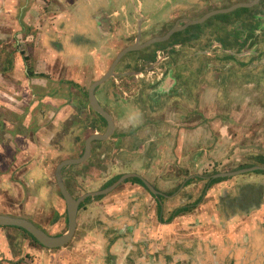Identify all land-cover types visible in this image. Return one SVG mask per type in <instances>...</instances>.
<instances>
[{
	"label": "flooded vegetation",
	"instance_id": "af4514ba",
	"mask_svg": "<svg viewBox=\"0 0 264 264\" xmlns=\"http://www.w3.org/2000/svg\"><path fill=\"white\" fill-rule=\"evenodd\" d=\"M251 1L239 0L230 5H222L221 0H195L191 3L174 0L173 3L163 6L168 11L163 21L152 20L149 28L150 31L153 30L151 38L163 36L173 28L180 29L186 24L184 18L191 19L190 10L196 6H206L210 8L209 11H213L228 8L239 2ZM182 6L186 8L183 10ZM259 8H264V0H259L249 8H237L229 14H215L200 24L172 32L166 42L150 45L153 52L149 60L151 65H155L152 71L155 77L149 82L150 88L143 91L136 88L129 92L128 105L135 110L132 122L126 130L118 131L113 128L105 139L94 140L86 159L88 163L83 169L78 170L71 164L63 167L60 173L66 191L75 199L90 192H100L123 175H131L110 190L86 196L79 202L75 230L70 240L62 247H44L19 227H15L21 230L17 233L19 240L17 237L11 238L13 234H8L13 231L0 229V264H24L26 258L31 260L37 256L63 264L67 255H70L72 264H85L91 257H101L102 254L105 262H109L111 252H116L119 244L125 245L122 249L124 253L128 251L126 260L129 254L136 252L139 259L147 262L149 258L153 264L157 261L168 264H186L191 261L199 263L206 243L213 254L223 245L232 249L227 238L237 220L236 216L240 215L241 218L256 209L262 210L263 199L260 196L258 200L254 197L251 199V185L241 183L237 178L212 179V176L221 173V170L216 173H205L204 170L201 173H192L189 162L184 161L180 154L187 149L178 146L183 141L178 128L181 125L183 128L188 127L189 133L194 136V133L190 132L192 128L201 129L203 125L206 133H212L211 128L206 127L209 120L210 124L213 122L220 131L222 120L218 112L229 109L228 105L237 100L250 97V93L243 89L238 96L235 92L236 84L244 86L248 84L246 81H255L257 78L259 84L256 85H260L264 79V60H260L264 59V51H256L253 46L264 40V24L260 27L250 19L256 17L255 12H258ZM209 11L191 20L198 19ZM240 13H247L248 17L245 19L239 16ZM84 16L87 21L88 13H84ZM213 19L216 20L214 25ZM208 27L211 28V35L204 37L203 29ZM159 31L162 34H159ZM224 39L228 42H222ZM211 42L214 44H210ZM193 47L194 51H190ZM161 50L166 58L159 60ZM246 51L250 53L246 54ZM166 59L170 66L163 67V61L167 63ZM162 81H167L165 86L168 89L159 91ZM194 81L195 83H192ZM107 83L105 90L109 87V81ZM205 84L217 88L214 89L215 98L211 103L217 114L195 121L198 118L199 101L193 96ZM107 94L112 95L110 91H107ZM109 95L105 93V97ZM87 107L88 112H94L101 117L92 109L89 101ZM101 107L109 112L106 104L105 108L102 105ZM111 116L115 123L117 117L112 114ZM196 122L199 124L196 125ZM106 126L105 122V128L97 133L103 134ZM212 134L211 136L214 135ZM201 148L198 146V149ZM234 149L235 146L232 145L228 154L234 153ZM172 153H175L176 161L169 162V157L174 156ZM132 161L136 170L135 173H128L125 169L130 167L131 163L129 165L128 162ZM142 169H150L156 175V180L148 179ZM233 169L228 172L236 171ZM54 170L48 175L43 171L38 182L32 180L33 192L39 190L40 194L36 198L37 201L32 197V204L27 206L23 205V191L28 186L27 183H30L25 180L8 183L5 187L7 196L19 201L13 204L11 202L9 207L14 206V209L9 208L10 212L5 214L27 219L47 234L56 236L67 230V212ZM93 179L98 185L96 189L83 190L82 182L93 184ZM217 183L226 185L228 189L223 198L213 195L214 191H210L212 187L216 190ZM89 204L91 210L87 213L88 216L84 217L82 213L87 212ZM30 205L35 206L28 207ZM37 207L41 208L40 214L43 215L40 217V225L33 221ZM209 210L216 211L219 216L226 218L218 230L205 222L204 215ZM82 217L85 219L80 221ZM93 233L96 235H91ZM219 239L222 240L221 245L215 244ZM239 241L241 242V238ZM220 258L217 251L212 260ZM229 259L230 257L226 260Z\"/></svg>",
	"mask_w": 264,
	"mask_h": 264
},
{
	"label": "crops",
	"instance_id": "0c3cea01",
	"mask_svg": "<svg viewBox=\"0 0 264 264\" xmlns=\"http://www.w3.org/2000/svg\"><path fill=\"white\" fill-rule=\"evenodd\" d=\"M113 1L0 0V170L5 169L3 172L10 171L7 177L0 179V195L3 196L2 204L6 202L5 196L8 193L5 187L8 183L25 180L31 182L30 184L27 183L28 186H32L34 182H38L42 178L43 171L45 175H48L52 173L51 171L61 160L81 156L84 143L83 148L80 150L78 142L82 137L86 136L87 138L95 132H101L100 127L105 128L94 112L87 111L88 96L86 90L106 72L111 61L122 48L133 44L136 39H140L139 42H144L151 38L153 36L152 31H147L143 36L141 31L149 28L148 24L151 25L152 20L163 21L168 13L163 6L174 2V0H119L118 5L112 6ZM185 1L191 3L195 0ZM235 1L239 0H226L225 2L221 0V3L222 5L224 3L230 5ZM85 6L89 11L84 8ZM185 8L182 6L183 10ZM73 9L80 10L83 17H85L84 13L87 14L91 11L92 17H88V20L84 19V21L77 13L72 12ZM209 9L206 6H196L190 10V18H197ZM43 14H46L45 18L48 17L46 20L45 18L42 20ZM115 17L117 21H115ZM57 18L60 19V24H56L55 19ZM77 18H80V20ZM228 19L230 20L231 16ZM215 23L216 20L213 19L212 24ZM158 33L162 34L160 31ZM119 35H121V39ZM61 40H63V43H61ZM15 41L19 47L18 50L16 49L17 52L9 49V46L13 45ZM222 42L227 43L228 40L224 39ZM68 45H71V47L64 50V46ZM141 52L143 53V51H137L126 54L125 58L132 61V68L137 67L135 60L142 57ZM248 53L250 52L246 51V54ZM42 57L45 59H42ZM159 57V60H162L166 58V55H159ZM55 58H59L64 64L68 65L72 77H78L74 69L75 65L78 64L81 72L90 73L91 81L84 84H81L82 80H77L75 83L63 81L60 75L57 76L50 71L49 64H47ZM124 59H122V65L125 62ZM114 72L116 71L114 70ZM51 73L52 77H49ZM140 73L134 69H126L121 75L131 74L136 80ZM85 75L80 78L83 79ZM115 79L116 76L109 83L111 84V81L113 82ZM108 81L97 86L94 94L98 102L104 108L106 104L108 111L117 117L115 118L114 129L123 131L132 122L135 110L129 108V98H126V92H116L105 97V87ZM256 81L257 78H255V81L250 79L246 81L248 84L244 86L236 84L235 92L238 96H240L243 89L250 93V97L237 100L234 104L228 105L229 109L218 112V116L222 120L220 131L217 130L213 122L210 124V121L207 120L206 127L211 128L214 135L211 132L206 133L205 127L201 125V129L192 128L190 131L194 133V136H192L188 127L183 128V125L178 124L181 125L178 132L183 139L178 146L187 149L180 154H182L184 161L189 162L192 173H201L203 170L205 173H216L220 170L221 172H228L233 168L264 166V79H262L260 85H256L259 84ZM166 82H161L159 91L168 89L165 86ZM20 86H24L23 91L21 94H17L16 91ZM239 87L241 90H239ZM112 88L116 89L114 84ZM53 89L62 91L63 96L67 92L71 93L73 104L61 105L63 98L60 100L55 98L53 100H56L57 103L50 104ZM214 89H217L214 85L205 84L193 96L194 99L199 101L197 105L199 113L197 112L198 118L195 121H201L203 118L206 119L217 114L214 105L211 104L215 98L216 92H214ZM120 90L121 88L117 89V91ZM61 107H63L61 111H65L64 115L60 114ZM170 121L177 123L175 120ZM197 124L199 122H196ZM93 145L95 146V144ZM211 145L213 146L211 147ZM232 145L235 146L234 153L228 154ZM198 146L202 148L198 149ZM172 155L174 156L169 157V162L176 161L175 153H172ZM251 160L256 161L250 165L249 161ZM87 163L86 160L77 164L80 167L76 169H83ZM128 164L130 167L125 171L135 173L134 161L128 162ZM32 170H36L38 175H31ZM141 171L146 173L148 179L156 180V175L150 169H142ZM261 172H264V170ZM240 181L251 185L249 188L251 199L254 197L255 200H258L260 196L264 202V174L261 177ZM82 185L87 187L89 182L83 181ZM210 191H214L213 195L223 198L228 189L226 185L223 186L222 183H217L216 190L212 187ZM39 194V190L34 192L35 201H37L36 198L39 197ZM16 202H12V204ZM6 204L10 205L8 202ZM219 215L218 212L209 210L204 215L205 222L218 230L221 223L226 221L224 216ZM236 217L237 220L233 223L229 236L233 238L234 227L241 223H243V226L239 230H235L239 234L237 239L232 241L227 239L229 244L233 243L231 244L232 248L234 246H247V242L257 232L264 231V208L262 210L256 209L241 218H239L240 215ZM229 223L230 221L227 222V224ZM240 237L241 242L238 240ZM220 240H217L215 244L221 245L222 240ZM123 248H125V245L119 244L117 251L111 252L109 262H105L102 254L101 257H91L85 264H126L128 251L124 253ZM221 249L218 248L215 253L218 251L219 254ZM203 251L199 263L191 261L186 264H230L225 263L222 258L212 260L215 253L213 254L210 251L208 243L205 244ZM134 254L137 257L138 254L136 252ZM261 254L263 257L261 256L259 262L250 259L244 264H264V246L261 249ZM139 258L137 257L128 264H153L150 259L144 262ZM24 264L58 263L37 256L31 260L26 258ZM63 264H72L70 255L66 256V262ZM80 264L84 263L80 262ZM156 264L168 263L157 261ZM236 264H239V262Z\"/></svg>",
	"mask_w": 264,
	"mask_h": 264
},
{
	"label": "water",
	"instance_id": "95a60500",
	"mask_svg": "<svg viewBox=\"0 0 264 264\" xmlns=\"http://www.w3.org/2000/svg\"><path fill=\"white\" fill-rule=\"evenodd\" d=\"M258 1L259 0H252L251 2H247V3L239 2V3L233 4L232 6L225 8V9H218V10L209 11L205 15H203L200 18L195 19V20L184 18V21H186V24L184 26H182L180 29L185 28L189 25L200 24V23L204 22L207 18H209L210 16H213L215 14L229 13V12H232L233 10H235L237 8L252 7V5L256 4ZM113 2L115 3L114 5H118L119 0H114ZM84 8L88 10L87 6H85ZM93 8L91 9V11L93 10ZM91 11L88 12V17H92ZM114 19H115V21H117L116 17ZM111 22H112V20H111ZM180 29L179 28H177V29L173 28L172 30L168 31L163 36H156V37L147 39L144 42H139L140 39H136V41H134L133 44L125 46L113 58L108 69L106 70V72L100 78L95 80L89 86L88 90H86L87 96H88V101H89L92 109L105 120L107 126H106V129H105L103 134L95 132V133L89 135L85 139L84 148H83L81 156L61 160L57 164V166L55 167L54 176L57 180L58 186L60 188L62 196L64 197V201H65V205H66L67 230L60 235H56V236L49 235L45 231H43L42 229L36 227L31 221L24 219V218H21V217L11 216L8 214H0V226L19 227V228L25 230L27 233H29L39 244H41L42 246L47 247L49 249L56 248V247H62L64 244H66L70 240V238L72 237L73 232L75 230L76 215H77L76 213H77L79 202L81 200H83L86 196L101 194L107 190H110L111 188H113L117 184H119L124 178L129 177V175H131V174L123 175L115 183H113L110 187L103 189L100 192H90L88 194L82 195V196L78 197L77 199H75L66 191V189L63 185V182L61 180L60 173H61V169L67 165L80 164V163L84 162L90 154L91 143L94 140L105 139V137H108L110 135V133L113 131L114 122H113L112 116L109 112H107L105 109H103L101 107V105L99 104V102L97 101L95 94H94L95 88L97 86L101 85L102 83H104L106 80L108 81V80H110V78L113 79L116 76L114 70H115L116 66L120 62H122V59L125 58L126 54H128L130 52H137V51H140L143 49H147V47H149L150 45L156 44V43L166 42L169 39V36L172 32H174L176 30H180ZM119 37L121 39V35H119ZM119 37H117V38L119 39ZM140 58H141V60L142 59L144 60V58H142V57H140ZM140 58H138V59L135 58L136 59L135 61L137 62ZM125 60H126V58L124 59V61ZM125 65H126V68L130 67L132 65V61H130V62L128 60L125 61ZM122 77H124V79L120 82V88H121L120 91L132 92V90H134L136 88H138L140 91L146 90V88L145 89L143 88L142 84H144V83L147 84V80L141 81V79L139 78L136 81L135 80L134 81H130V80L127 81L128 80L127 74L122 75ZM117 78H119V77L116 76L115 81H117ZM115 81H113V84L115 85V88H116L118 82H115ZM127 94H129V93H127ZM255 170H259V171L261 170L262 171V170H264V166H254V167H248V168H244V169L242 168V169H238V170L236 169V171H233V172L216 173L213 175L212 179H216L218 177H225V176L241 174V173H245V172H251V171H255ZM255 216H257V215H255ZM242 226H243V223H241L240 225H237L233 229L239 230V228ZM235 230L233 231L234 233H232L233 238H231L230 236L227 238L229 241L237 239L239 234H237V232H235ZM240 238L238 240H240ZM224 239H226V238H224ZM231 244H233V243H231ZM263 246H264V231L263 232H257V234L254 235L253 238L247 242V246H234V248L229 249V247H227V245H224V247H222L219 254L222 255L221 258L224 260L225 263L227 262L230 264H236L239 262V264H244L245 262H248V260H250V259H252L254 262H259L261 256L263 257V255L261 254V249L263 248ZM226 257H230V260L226 261L225 260V259H227ZM136 258L137 257L134 253L129 254V256L126 260L127 261L126 264H128L129 262H132ZM143 259H145V258H143ZM262 263H263V261H262Z\"/></svg>",
	"mask_w": 264,
	"mask_h": 264
},
{
	"label": "rangeland",
	"instance_id": "374dc122",
	"mask_svg": "<svg viewBox=\"0 0 264 264\" xmlns=\"http://www.w3.org/2000/svg\"><path fill=\"white\" fill-rule=\"evenodd\" d=\"M215 3V1H211V3ZM112 4L114 5L115 3L114 2H112ZM112 5V6H113ZM230 7V6H229ZM76 11V12H75ZM73 13H77L80 17H81V19H85V17H83L82 16V13H81V11L80 10H76V9H73V11H72ZM256 13V17L255 18H250L251 19V21H254V22H256V24H258L260 27L264 24V8H259V10H258V12H255ZM47 14H49V13H47ZM261 14H263V15H261ZM45 16H46V14H43V16H42V20L45 18ZM51 16H53L52 14H51ZM239 16H241V17H243V18H247L248 17V14L247 13H240L239 14ZM48 18V17H47ZM47 18H45V20L47 19ZM78 20H80V18H77ZM55 21H56V24H60L59 23V21H60V19L59 18H57V19H55ZM85 21V20H84ZM150 25L148 24V27H149ZM150 28V27H149ZM149 28H147L145 31H144V33H143V35H145L146 33H147V31H150V29ZM211 28L210 27H208V28H204L203 30H204V32H203V36L204 37H208L209 35H211V30H210ZM152 32H153V30H152ZM151 32V33H152ZM10 34V33H9ZM14 38H15V36H14ZM61 43H63V40H61ZM210 44H214L213 42H211ZM54 46H56V44H54ZM68 47H71V45H68V46H64V50L66 49V48H68ZM254 47V49H256V51H257V49L259 50V49H261L260 51H264V40H262V41H259V42H257V43H255V45L253 46ZM9 49H11V50H13L14 52H17L16 51V49L18 50L19 49V47H18V44L16 43V41L13 43V45H11V46H9ZM194 49H195V47H193V48H190V51H194ZM253 49V50H254ZM145 52H143V53H141V56H142V58H144V60L142 59L141 60V58L136 62L137 63V67H135V68H132V65L130 66V67H127L126 68V65H125V62L123 63V65L121 64V62L116 66V68H115V75L117 76V77H119V78H117V81H119L118 82V84H117V86H116V89H113V88H110V83H109V87L105 90V93H106V95H109V94H107V91H110L111 93H112V95L113 94H115L116 92H121V91H117V89L118 88H120V82L124 79V77H122V73L124 72V71H126V69H134L135 71H139V72H141L136 78V80H138L139 78L141 79V81H145V80H147V84L146 83H144V84H142L143 85V88L145 89H147V88H150V81H152V78L153 77H155L153 74H152V71H153V67H155V65H151L150 64V60H149V57H150V55L152 54V52H153V48H151V47H147V49H143ZM140 51H142V50H140ZM159 55L160 56H163V53H162V50L161 51H159ZM42 59H45L44 57H42ZM66 59V58H65ZM131 61L130 59H126L125 61ZM260 60H264V59H260ZM166 61H167V63H168V65H167V63L165 62V61H163L164 63H165V65L163 66V67H165V66H170V64H169V61L166 59ZM92 63H93V61H91ZM47 64H49V68H50V71H52L55 75H57V76H59L60 75V77H62L63 79V81H69V82H73V83H75L77 80H82V82H81V84H84V83H89V81H91V76H90V73H83V72H81L80 70H79V68H78V64H76L75 65V67H74V69H75V72H76V75L79 77H72L71 76V74L69 73L70 72V68L68 67V65L67 64H64V62L62 61V60H60L59 58H55V59H53V61H51V62H47ZM160 67V66H159ZM258 67H260V66H258ZM190 70H193V69H191L190 68ZM118 72V73H117ZM84 74H86L85 75V77L83 78V79H81L80 77H83L84 76ZM44 75H46L45 73H44ZM127 78H128V80L127 81H134L135 79H134V77L131 75V74H127ZM49 77H52V73H51V75H49ZM72 77V78H71ZM109 82H110V80H109ZM192 83H195V81L194 82H192ZM112 85H113V82L111 83ZM107 86V85H106ZM24 87V86H23ZM23 87L22 86H20V87H18V89H17V94H21V92L23 91L22 89H23ZM13 88H15L14 86H13ZM17 88V87H16ZM56 89V88H55ZM55 89H53V93H51V97H52V99H51V101H50V104L52 103V104H56L57 103V101L56 100H53V99H58V100H60L61 98H63L62 99V101H61V105H72L73 104V95L71 94V93H69V92H67V94L65 95V96H63V92L62 91H59V90H55ZM16 90V89H15ZM127 93H129V91H127L126 93H125V96H126V98H128V96H129V94H127ZM18 96H20V95H18ZM63 109V107H61L60 108V114L61 115H64L65 114V111H61ZM62 158H64V157H62ZM256 161V160H255ZM255 161H253V160H251V161H249V163H251L250 165H252ZM73 165V167L74 168H78V167H80L79 165H77V164H72ZM254 166V165H253ZM208 168V167H207ZM237 169V168H236ZM235 168L233 169V170H236ZM239 169V168H238ZM5 170V169H4ZM4 170H0V179L1 178H4V177H7V175H9L10 174V171H6V172H3ZM34 171H36V170H32V173H31V175H33V176H36V175H38V172L36 171L35 173H34ZM29 174V173H28ZM262 174H264V172H261V171H258V170H255V171H251V172H245V173H241V174H236V175H231V176H227V177H221V179H239V180H247V179H252V178H256V177H261L262 176ZM248 176H250V177H248ZM25 182V181H24ZM96 183V181L94 180V182H93V184H90L89 183V185L87 186V187H84L83 186V190L84 189H95L98 185H94ZM18 189H19V187H18ZM23 193H24V197H25V201H23V205H25V206H27V204H32V196H33V194H34V192H33V188H32V186H27V187H25V191H23ZM5 198H6V202L5 203H3L2 204V200H3V196H1L0 195V213L2 212V213H7V212H10L8 209L10 208V210H12V209H14V206H13V208L12 207H9V205H7L6 203L8 202V203H11V202H16V201H18V199L17 198H13V197H10V196H5ZM34 198H35V196H33V200H34ZM35 205H30V206H28V207H34ZM90 210H91V205L89 204V208H88V210H87V212L86 213H82L83 214V216L84 217H87L88 216V214L87 213H89L90 212ZM41 208L40 207H37L36 208V210H35V218H33V221L37 224V225H40V217L42 218L43 217V215L41 216ZM87 214V215H86ZM84 217H82L81 219H80V221H82V220H84L85 218ZM87 219V218H86ZM0 229H6V230H13V229H17V228H15V227H13V226H2V227H0ZM13 231V232H11V233H8V234H13V235H11V238H15V237H17L16 239H18L19 240V235H17V233H19L21 230L20 229H17L16 231ZM18 230H20V231H18ZM23 232V231H22ZM24 233V232H23ZM21 234V233H20ZM24 234H26V233H24ZM53 234V233H52ZM27 236H29L28 234H26ZM7 237H8V235H7ZM30 237V236H29ZM32 239V238H31ZM2 243V241H1V236H0V244ZM70 244V243H69ZM69 244L67 245V246H69ZM2 258V257H1ZM0 258V259H1Z\"/></svg>",
	"mask_w": 264,
	"mask_h": 264
},
{
	"label": "trees",
	"instance_id": "16d2710c",
	"mask_svg": "<svg viewBox=\"0 0 264 264\" xmlns=\"http://www.w3.org/2000/svg\"><path fill=\"white\" fill-rule=\"evenodd\" d=\"M97 117H98V119L101 121V123L103 124V126H105V121L101 118V117H99L98 115H97ZM96 124V123H95ZM82 127H84V125H82ZM100 127V126H99ZM101 129H104L103 127H100ZM89 134V133H88ZM85 138H86V136H84V137H82L80 140H79V142H78V145H79V148H80V150H81V148H83V143H84V140H85ZM77 155V154H76ZM29 183H31L30 181H28ZM23 198H24V196H23ZM31 236V235H30Z\"/></svg>",
	"mask_w": 264,
	"mask_h": 264
}]
</instances>
